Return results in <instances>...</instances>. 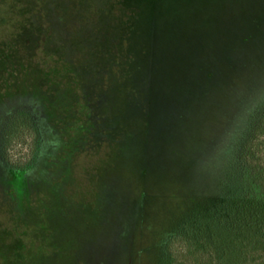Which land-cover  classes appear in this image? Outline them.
Segmentation results:
<instances>
[{
	"label": "rangeland",
	"instance_id": "rangeland-1",
	"mask_svg": "<svg viewBox=\"0 0 264 264\" xmlns=\"http://www.w3.org/2000/svg\"><path fill=\"white\" fill-rule=\"evenodd\" d=\"M97 1L87 0L86 15H93ZM8 2L10 5L5 9L0 1V48L9 50L6 54L0 49V105L6 98L19 99L15 96L21 86L17 83L19 77H29V84L25 85L32 88L30 81L37 79L41 86L55 87L59 83L60 89L71 84L79 92L74 83L77 78L63 61L43 50L38 53L34 50L32 55L33 48L26 46L24 37L30 19L26 15L31 3ZM153 10L156 39L152 51L157 54L156 61L161 59L160 52L165 54L161 61L178 62L182 60L176 51L184 41L182 18L187 16L186 25L192 24L191 28L201 32L222 27L228 17L236 19L240 27L249 26L252 14H264V0H156ZM152 17L148 8L141 14L144 38L138 42L139 46L148 48L147 21L151 24ZM21 32L25 34L19 42ZM215 40L220 41L219 34ZM201 42L202 54L192 64L193 74H182L175 67L176 71L157 73L150 80L145 67H136V57L130 61L127 74L113 75L115 80L122 78L118 89L113 88V77L110 81L105 77L107 86L102 92L106 105L94 109L102 112L103 122L113 123L112 127L119 123L122 126L119 134L98 132L95 127L97 136L89 143L82 142L75 152L62 149L59 154L55 148L56 151H51L54 156L49 163L41 162L25 191L6 184L0 171V264H36L28 259L35 255L47 258L38 264H63L62 256L68 252L74 253L76 264H159L156 239L164 231V223L174 224L195 194L203 201L204 209L207 199L222 191L231 175L235 149L249 133L255 109L264 102L263 61L255 65L241 88L226 93L224 99L220 96L223 102L218 111L210 113L208 101L199 98L205 81H200L194 70L200 60L205 68L210 63L209 39ZM261 44L264 43L254 39L248 55L240 49L236 57L238 68L240 65L243 68L253 53L264 49ZM144 56L141 60H145ZM171 56L174 59L170 61ZM186 59L192 61L189 56ZM158 63L154 72L160 67ZM21 64L24 72L20 71ZM136 79L141 81L142 88L131 89ZM148 81L151 89L147 97ZM56 90L53 88L51 92L57 93ZM66 106H61L65 113H70L66 122L76 126L82 105ZM196 108L198 121L212 115L210 126L196 131L189 140L178 141V132L191 130L188 122ZM37 109L46 122L56 119L39 103ZM75 111L78 115L72 117ZM50 130V137L58 140L55 129ZM28 133L27 127L19 126L2 137L6 159L10 158L17 166L32 158L35 144ZM190 135L188 132L187 137ZM257 145L264 152V128ZM141 201L147 204L151 219L137 230L141 222L139 225L136 209ZM48 255L55 257L48 259Z\"/></svg>",
	"mask_w": 264,
	"mask_h": 264
},
{
	"label": "trees",
	"instance_id": "trees-1",
	"mask_svg": "<svg viewBox=\"0 0 264 264\" xmlns=\"http://www.w3.org/2000/svg\"><path fill=\"white\" fill-rule=\"evenodd\" d=\"M0 1L5 9L9 7V0ZM27 2L31 3L29 7L31 10L29 15H26V18L30 17L26 27L27 37H24L26 46L33 48L32 55L34 50L37 51L36 53L43 50L44 53L63 61L67 70L77 78L74 83L79 92H76L71 84L60 89H58L59 83L55 87L49 84L47 87L41 86L37 83L40 80L37 79L30 81V84H33L32 88L25 85L29 84V77H19L17 83L21 86L16 94L20 95L15 94L19 99L6 98L0 105V171L5 176L6 184L18 186L24 191L33 181L41 162L43 160L48 162L49 158L54 156V152L51 151H56L55 148L59 149L57 152L59 154L63 152L62 149L75 152L81 147L82 142L89 143L90 139L97 136L95 127L98 128V132L109 131L119 134L122 126L115 123L112 127L113 123L111 125L107 121L103 122L102 112L99 113L94 107L106 105L103 102L105 98L102 92L107 86L105 77L110 81L117 72L121 75L127 74L132 59L137 57L136 67H145L146 75L150 80L151 76H156L157 73L159 75L163 72L171 73L176 71V68L182 74H193L192 64L202 54L201 41L209 39L208 49L211 57L209 66L205 68L200 60L198 68L194 70L196 76H200V81H205L199 98L200 101H208L206 106L209 107L210 113L218 111L223 102L219 99L220 96L224 99L226 93L230 94L241 88L244 80L254 71L255 65H261L264 61V49L253 53L245 60L243 68L241 65L238 68L236 58L241 48L248 55L250 44L254 39L264 43V14H252L253 18H250L249 26L242 27L237 25L236 19L224 18L222 27H211L209 31L203 32L194 26L191 28L192 24L189 20L188 24L191 25H186V16L182 18L185 32L183 31L181 36L184 41L179 43L180 46L176 51L182 61L166 62L161 61L165 54L159 52L161 59L156 61L157 54L152 51L156 39V18L153 15L156 0H98L91 17L84 13L87 0L72 2L27 0ZM146 7L148 14L152 12L153 16L151 24L149 20L147 21L148 32L145 44L148 48L138 45V42L144 38L141 14L147 10ZM132 10L133 14L130 12ZM192 23H196L195 20H192ZM23 34L25 33L21 32L19 42ZM218 34L220 41L215 40ZM181 36L179 35V39L182 38ZM261 45L264 47V44ZM0 49L6 54L9 51ZM142 56L145 60H141ZM186 56L191 57L192 61L189 62ZM172 58L173 56L169 57L170 61ZM156 63L160 67L154 72ZM20 66V71L24 72L22 70L24 65ZM164 74L162 76L165 77ZM113 80V88L118 89L123 82L122 78ZM144 84H146L145 80ZM51 86L57 89V93L51 92L53 89ZM141 86V81L139 82L138 79L130 85L131 89H139L138 87ZM150 89L148 81L145 85L147 97ZM29 99H36L41 108L47 109L56 119H53V122L50 120L46 122L45 116L43 117L37 109L38 103ZM76 103L82 105L80 108L82 113L80 122L72 126L66 122L70 113H65L61 106L67 105V108L75 106ZM198 111L197 108L194 110L188 122L191 130L183 129L181 134L177 133L178 141L189 140L197 133L196 131L210 126L212 115L206 116L203 120L200 118L198 121ZM78 112H72V117H77ZM19 126L27 127L28 135L35 144L32 158L21 166L12 163L10 158L6 159V147L4 148L2 144V139L4 140L2 137L6 132ZM51 128L55 129L58 140L50 137ZM263 128L264 102L255 109L249 133L245 134L235 149L231 175L222 191L210 196L204 209L201 204L203 201L195 194L194 199L186 204L182 216L177 218L174 224L164 223V231H161L156 239L159 264H264V152L257 145ZM188 132L189 135L191 134L189 138ZM147 208L145 202L137 206L138 224L141 222L137 230L151 219L148 217ZM73 241L74 239L71 243ZM136 242L137 239L132 242V248ZM145 252H148L146 246ZM68 253L62 256L63 264H76L72 255L74 253ZM47 257L51 259L55 256ZM44 258L45 256L35 255L28 259L30 263L38 264L37 262Z\"/></svg>",
	"mask_w": 264,
	"mask_h": 264
}]
</instances>
